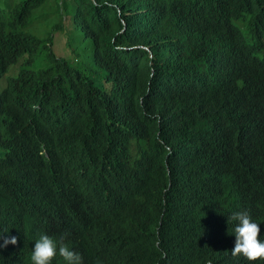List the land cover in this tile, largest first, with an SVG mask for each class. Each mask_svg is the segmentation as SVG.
I'll list each match as a JSON object with an SVG mask.
<instances>
[{
    "label": "trees",
    "instance_id": "16d2710c",
    "mask_svg": "<svg viewBox=\"0 0 264 264\" xmlns=\"http://www.w3.org/2000/svg\"><path fill=\"white\" fill-rule=\"evenodd\" d=\"M10 1L0 0V198L42 151L78 182L60 202L44 186L21 222L49 230L57 216L89 214L101 240L88 264H116L111 245L128 237L141 264H250L226 253L236 212L264 241V0H55L43 37V13L28 28L50 0ZM67 17L109 89L52 50ZM215 194L240 200L218 223ZM16 227L0 219V241ZM21 228L24 260L2 247L0 264H29L36 236Z\"/></svg>",
    "mask_w": 264,
    "mask_h": 264
},
{
    "label": "clouds",
    "instance_id": "9594fccd",
    "mask_svg": "<svg viewBox=\"0 0 264 264\" xmlns=\"http://www.w3.org/2000/svg\"><path fill=\"white\" fill-rule=\"evenodd\" d=\"M235 25L245 34L240 21ZM7 87L0 86V92ZM2 154L0 155V157ZM38 167L28 175L27 182L20 186L8 201L0 198V219L5 223L16 224L10 238L0 241L2 254L12 262L24 260V233L21 224H25L30 234L36 236L29 247V264H88L87 256L91 258L97 254V247L101 238L90 226L91 217L85 212L77 213L71 218L56 217L52 228L47 230L42 222H21V217L30 209L40 196L44 186H56L59 190V202L66 200L74 191L77 179L57 160L56 156L42 151L39 153ZM64 178V176H66ZM240 200L224 194H215L214 204L210 205V218L218 223V219L226 212L236 209ZM228 220L235 221L233 228L234 242L229 246L232 257L242 260L245 258L253 264L257 260H264V241L260 239V227L252 221L246 212L233 213ZM66 235L71 236L68 241ZM132 238H125L114 242L111 251L116 254V264H121L122 258H127L125 264H141V251L133 246ZM108 243V242H107ZM96 264H100L99 261ZM151 264V263H150Z\"/></svg>",
    "mask_w": 264,
    "mask_h": 264
},
{
    "label": "rangeland",
    "instance_id": "374dc122",
    "mask_svg": "<svg viewBox=\"0 0 264 264\" xmlns=\"http://www.w3.org/2000/svg\"><path fill=\"white\" fill-rule=\"evenodd\" d=\"M14 1L15 0L10 1V9H13L17 5V3ZM54 3L55 0H50L43 7L33 12L30 19L31 22L28 31L35 30V28L32 26V23L35 21L38 14L43 13L45 17H43V19H41V21L37 23V35L39 37H43L48 32V30L46 29V24L54 19H59L57 10H54ZM40 26L42 28H40ZM63 26L64 30L55 31L52 37V50L54 51L56 56L69 59L73 66H76L88 77H91L93 79L96 88L100 90L101 88L109 89V85H106L104 83L105 81L103 77L93 72L89 57L92 46H90L89 40H85L80 32H77L76 30H74L73 32V30H71V27L73 29V26H71L70 19H68V17L63 21ZM67 30L69 33H66ZM71 42L73 43L71 47L70 45H66V43L70 44ZM4 84L5 83L0 80V86L3 87Z\"/></svg>",
    "mask_w": 264,
    "mask_h": 264
}]
</instances>
